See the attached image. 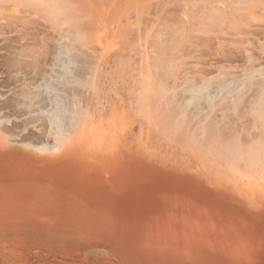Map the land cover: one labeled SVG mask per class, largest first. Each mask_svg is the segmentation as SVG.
Segmentation results:
<instances>
[{
    "label": "bare ground",
    "instance_id": "1",
    "mask_svg": "<svg viewBox=\"0 0 264 264\" xmlns=\"http://www.w3.org/2000/svg\"><path fill=\"white\" fill-rule=\"evenodd\" d=\"M173 8L176 10L174 11ZM179 9L180 11L184 9L187 13L186 19L182 16L183 20H181V23L184 20H188L187 23H185V21L182 23V28H179L181 26V16L179 17L180 12H177ZM237 11L241 14H237ZM247 13L254 18L256 17L257 19L264 20V0H0V29L4 26L6 28V25H10L6 22H11V24H18L17 30L19 29L20 31L21 29L24 32V35L20 39V36L12 40H7V37L6 41H11L10 43H13L14 48H11L14 49V51L12 54L10 53L12 49L10 52L6 49V53H3V55L10 54L9 57L12 58L7 57L9 61L5 62L7 65L14 67L10 68L17 74L18 78H16L17 76H15V78L19 79V83L17 82L18 86L16 85V87H20L21 92L14 88L13 90L19 92V94L22 93L21 96L24 97V102H29L28 106L32 104L37 106L40 113L49 118V126L51 125V128H49L51 130L49 132L52 136L49 133L48 135L51 137L47 136L48 138H46V140H53L51 141L53 144L50 143L52 144L53 150L59 152L65 150L70 156L76 157L78 160L81 159V161L84 159L85 161H89L91 158L87 157L91 156L92 159L96 160L97 165L101 164L102 160H108L109 156L113 158L120 156L126 157V161H131L144 170L148 169L147 172L152 173V171H154L155 175L157 169L163 172L166 169V164L172 160L174 164L173 166L171 165V167L176 172L177 178L183 181L186 179L189 183L193 182L195 187H198L194 189L198 194H200L202 190H206V192L213 193L216 198L232 201L244 206L248 205L249 208L252 207L254 210L264 213V95H262L264 94V90H261V87L264 89V64L261 67L259 64V68L255 66L256 69H253L252 66L248 68L249 70L244 69L245 74L243 80H246V85L244 83L245 81L241 80L243 81L241 83L240 79L237 77L238 75L236 76L234 75L236 73H233L238 66L242 63L244 65V61H246L244 59L240 64L237 59L238 56L240 57L239 59H242L240 56V49L242 48L244 52V50L248 48L247 42L250 44L252 41L248 40L250 39L249 35L251 36V34H255L258 31H264V29H262L264 23L262 25L258 22L254 24L252 17H249ZM236 15L237 17H235ZM233 16L238 18L239 22L238 19L234 20ZM36 18H38L39 21H41L40 19H44L46 22L50 21L48 23L55 24V28H57L60 33L59 37H55L56 39L53 37L54 39H51L52 36H45L43 33L41 36L37 30L34 33L37 32L38 34H33L32 29L34 30L36 26L32 27V24L34 25V21L35 24H38ZM111 23L116 24L119 29H122L121 36L126 38L123 40L124 44L131 43L134 45L135 42V46H137L136 40H138L137 43L140 42L138 45H142H139V48L141 51L143 50L144 53L142 54H144V56L141 59L137 58L142 62L135 61L139 62L140 64L138 63V65L140 66L142 64L143 67L139 66L137 68H132V64L127 63L128 61L121 60V72H113L111 69V71H109V69L107 71L105 70L107 66L106 56L108 53L115 52L116 37L118 35V33L113 31L111 34L110 29H113L109 27ZM112 26L115 27V25ZM23 27L24 30H27V28L30 29V27H32V29H30L31 31L29 30L30 33L28 31L25 35L26 31L23 30ZM11 28L15 29L16 26ZM101 29H103L104 32ZM178 29L181 30L179 31L180 34L178 33ZM2 31H4V28ZM22 31L19 33H23ZM98 31L101 33L103 32V35L97 34ZM65 32L72 34L70 37L72 36L75 41H77L76 44H74V40L70 42L68 38L66 39L67 36L65 37L64 35L67 33ZM63 33L65 34L63 35ZM247 33L250 34L248 35ZM244 34L248 35V37L246 36L248 39L245 38L246 44L245 41L242 40V35ZM121 36H119V38H121ZM130 39H134L135 41L133 42L132 40V43ZM125 40H129V42ZM3 41H5V39H3L2 42ZM253 41L255 40L253 39ZM10 43H7L9 44V48ZM67 43L71 45V47ZM77 43H80L83 49L85 45L87 49H90V46L93 45L91 48L96 47L97 50L100 48L101 53H98L97 50V53H93L92 51L95 49H91L92 53L89 51H87V53V49H84L86 53L83 54L84 52H81V45L78 46L77 49L80 53L74 51L76 48L73 49L74 52H72L71 48H74L72 45L74 44V46H77ZM242 43L246 46L242 47ZM51 44H54L57 48L53 49L54 47H51ZM96 44L98 46H94ZM5 45L6 43L4 47L8 46ZM65 45L70 47V53L65 50ZM125 46L127 47L128 45ZM171 47L179 51L180 55L176 53L177 56L174 57L176 54L173 55V53L170 52L173 50H171ZM250 47L249 49L251 50ZM148 48H152L155 53H148L150 50H147ZM1 50L3 49L1 48ZM250 50L249 52H251ZM175 51L173 50L174 53ZM82 55L84 59L87 57L93 61L92 65L88 59V64H91V69H89V65L87 64V58L86 64H84L85 60L82 61ZM172 58L175 59L173 62H178L177 60H180L184 63L186 62V65H188V62L191 60L195 62L194 59L196 58L199 63L204 65L202 69L196 72V68H192L193 66H185L187 69L184 72H186L187 77H184L183 75L185 74L181 75L179 71L182 65L178 67L179 63H184L178 62V64H175L171 62ZM210 59H213V61H211L215 64L212 63ZM81 61V64L84 65L86 69H81ZM236 61L240 64H237V67L235 66L236 63H234ZM222 62L227 64L223 65ZM262 62L263 61H261V63ZM199 63L196 66H198ZM245 64H247V62H245ZM243 65L240 67H244ZM156 68H158V72L162 75L164 73L166 78H178L179 74L183 79L187 78L186 87L189 94H186L189 96L185 99V103L183 99L186 97L184 94L186 89L184 90V87H182V93L185 91L182 96V102H184L188 108L191 106L193 107L198 99L201 103H204V101L208 102L205 103L209 104V107L213 109L209 111V113H212L210 115L207 113L208 115L206 114L204 118L200 116L202 120H200V124L197 122L199 126L196 125L192 127L193 119L199 116H196L197 114L194 116L195 108L193 112L186 108L187 113H185V104L182 105L184 109H182V107L180 108L181 105L179 107L175 106V102L177 103L178 100L176 95L168 96V94H170L168 92L166 96L167 86L155 80L158 79L161 74L155 76L158 78H154L153 76V70ZM80 69L83 73L86 72L85 75L91 72L90 79L86 78L88 75L85 76L81 74L82 72H80ZM212 69H216L218 72L212 73ZM86 70L90 71L87 73ZM104 70L105 72H102ZM170 70L171 72L175 71V73L171 74ZM227 71L229 74L233 73L237 79L231 80L230 77L229 80H226L224 76ZM129 72L134 73L131 74ZM229 74L227 73L226 77ZM242 75L243 74H241L240 77H242ZM80 77L83 82L81 84ZM108 77H117L120 86L128 88L130 96L132 93L138 96V100L135 101V106L137 104L135 108H137L138 111L136 112L137 114H133L132 112V115H136V119L140 121L136 122V119H129L130 121L126 122L124 120L127 116L125 106L123 105L122 108L119 106L117 107V102H115L117 99L111 97V84H108L103 79ZM9 78H12V75ZM254 78L256 80L260 79L261 83L263 82L262 85L260 82L258 83L256 81L262 92V96L260 95L261 98L256 97L258 101L253 99L257 102L252 103L251 101L252 106H250L252 108H249V112L251 111L250 116H253V119H251L250 122L248 121V123L250 125L249 127L252 126V132L245 130L241 131L247 134L241 135L243 138L245 136V139H243L239 137V133L241 134V132H232V130L231 132H227L229 129L226 130L225 128V123L227 126L228 122L225 121L227 117H224L223 114L225 113L223 109L225 107V112H227V107H230L232 104L230 100V105H226L227 99L224 98L226 103L223 102L224 107H221L222 96L225 95L222 93H224V91L226 92L225 89H230L232 87L231 85L236 83L235 81L239 80L238 82H240L238 84L239 87L237 84L234 85L239 88H235V90H240V88L242 89L251 85L249 81L251 79L254 80ZM169 79L171 80V78ZM163 80L161 78V81ZM178 81L179 80L175 81V86L178 84ZM232 82H234V84ZM259 84L261 86H259ZM253 85L254 83H252V86ZM106 87H108V91L100 95L101 90L104 92ZM177 90L178 88L174 89V91L169 88L172 94H176L179 91ZM250 90H247V93ZM15 91H13V94L16 93ZM212 91H215V93L213 92L214 94H212ZM42 92L48 95L53 94V98L49 97L48 99V102H51L49 109H47V106V110L45 109V111L43 107L44 103L42 104L43 101L40 102L42 98L39 99L43 96L38 94ZM261 92L259 91V93ZM259 93H257L258 96ZM19 94L17 95L16 93L15 96H20ZM241 95L242 93L240 96ZM180 96H178V98ZM200 98L204 99V101L202 102ZM12 100L19 102L18 107L22 108L23 105V108H25L24 103L19 106L21 99L20 101L15 99ZM238 100L239 99L236 101L241 103V100ZM38 101L42 105H40ZM213 101H218L219 104ZM48 102L47 104L49 105ZM27 103H25V106ZM210 103L211 105H215L214 103H216L215 108L210 106ZM237 104L240 105L239 103ZM5 105H7V103ZM219 106L221 109H219L217 113H221L220 111L222 110V117L221 115L218 117L219 115L216 113V108ZM206 107L208 108L207 105ZM70 108L73 112H71L72 110ZM199 109H201L200 106ZM231 109H234V107H231ZM180 111L185 114H181ZM236 111H234V113H236ZM68 115L71 116L70 124L68 123L69 119H67L68 122L66 123V117ZM115 115L119 116L120 120H117ZM180 117H184L185 119L181 118L184 120H180ZM220 118L222 120H220ZM45 119L48 120L44 118L43 121ZM203 119L210 121H207L208 125L205 126V120ZM119 121L122 122L117 124ZM7 122L9 123V121ZM243 123L246 124L247 122ZM137 125L139 127L138 133L134 132V126ZM246 125L248 126V124ZM239 129L240 128H238V130ZM245 129L249 130L248 127ZM2 131L5 130L3 129ZM255 131H257V133ZM151 132L163 134L162 136L164 137L152 138L149 136ZM44 133L45 132H43V134ZM45 134L42 136H45ZM11 135L13 134H10V136ZM247 136L248 139H246ZM5 139H7V137ZM19 141L21 142L22 140ZM158 141H165L166 144L168 143L174 148L172 147V149L170 147L172 149L171 152H166L163 150V144ZM24 143L26 145V141L23 142V144ZM29 144L31 146V142ZM37 145H39V143H37ZM47 145L41 148L43 150L52 148L51 145L50 147ZM40 146L37 147L34 145L33 147L40 148ZM166 171L170 173V176H173V170L166 169ZM179 188L180 187L177 189Z\"/></svg>",
    "mask_w": 264,
    "mask_h": 264
},
{
    "label": "rangeland",
    "instance_id": "2",
    "mask_svg": "<svg viewBox=\"0 0 264 264\" xmlns=\"http://www.w3.org/2000/svg\"><path fill=\"white\" fill-rule=\"evenodd\" d=\"M183 10L180 11L179 9V11H177L178 13L180 12V15L178 14L179 17L181 16L180 23L181 20H183L182 16L184 19L187 18V13L185 10ZM237 14L241 13L237 11ZM247 15L249 17L251 16L249 13H247ZM235 17H237V15ZM235 17L233 16L234 20L238 19ZM36 19L38 20L39 25L35 24L34 21V25L32 24V27L36 26L35 29L33 30L32 27H30V29L33 31V34L37 35L39 33L42 36L43 33L45 36H52L51 39L59 37L60 33L59 30L55 28V24L52 23V25L51 23H48L50 21L46 22L44 19H40L41 21H39L38 18ZM252 19L254 24L258 22L260 25H262L264 23L261 22L264 21L263 19H257L256 17H252ZM184 21L185 23L188 22V20ZM184 21H182V23H184ZM6 23H9L11 27L16 26V28L12 29L10 25H6ZM6 23L5 25L7 29L5 26L3 27L4 31H2L3 28L0 29V120L2 119L0 122V264H264V213H260L254 210L252 207H250V209L248 205L244 206L239 203L216 198L213 193L206 192V190H202L200 194H198V192L194 190L198 187H195L193 182L189 183V181L186 179L183 181L177 178L176 172L171 167V165L173 166L174 164L172 160L166 164V169L173 170V176H170V173L167 172L166 169L163 172H160L161 170L159 171L157 169V173L155 175L154 171H152V173L147 172L148 169L144 170L143 168L139 167V165L128 160L126 161V157L120 156L121 158H113L109 156L108 160H100L102 163L97 165L96 160L92 159L91 156L87 157L91 158V160L85 161L84 159L81 161V159L78 160L76 157L70 156L65 150L61 152L53 150V143L51 142L53 140H46V138L52 136V134L49 132L51 130L49 129L51 128V125L49 126V118L46 115L40 113L37 106L33 104L30 105L31 103L29 104L30 106H28L29 102H24V97L21 96L22 93L19 94V92H21L20 87H16V85L18 86L19 83V79H16L18 76L15 74L14 70H11V68L14 67L6 64V62L9 61L8 59L12 58L9 57L10 54L8 51L10 52L12 49L11 47H13V43H10L11 41H6L7 37V40H12L19 36L20 39L24 35V32L21 29L20 31L23 32L21 33L22 35L19 33V29L17 30L18 24H11V22ZM182 23L180 24L181 26L179 25V28H182ZM112 25H115V27ZM109 27L113 28L110 29L111 34L116 32L118 35L116 37L115 52L108 54H129L130 59L126 60L128 61L127 63L132 64V68L139 67L140 65H138V63L141 60L137 58L141 59L144 56V54H142L144 53L143 50L141 51L139 48V45L141 44L138 45L140 42L137 43L138 40H136L137 46H135V40L132 39L134 45L131 43L124 44L123 40L126 38L121 36L122 29H119L114 23L109 24ZM30 29L27 28V30H24L23 27V30L26 31L25 35ZM262 29H264V27ZM36 30L38 32H36L37 34L34 33ZM101 30L104 32L103 29ZM100 31H98L97 34L103 35V32L101 33ZM179 31L181 30L178 29V33ZM68 32H65L67 34L63 33V35L65 34V37L67 36L66 39L68 38V41L70 42L71 40L72 42L73 40L75 41L72 36L70 37L72 34ZM263 33L264 31H258L255 34H251V36L249 35L250 33H247L250 39L246 38V36L248 37L247 34H244L245 36L242 35L244 38H242V40L245 41V44L246 39L252 41L250 44L247 42L248 48H245L246 50H244V52L242 48L240 49V56L242 59H239L240 57L238 56L237 61L241 64L243 62L242 60L245 59L246 61H244V65L243 63L241 65L238 64L237 61L234 62L236 63L235 66L238 64L240 66L243 65L245 68L237 65L238 68H236L233 73H236L234 74L236 76L238 75L237 77L240 79L241 83L245 81V85L246 80H243V76L245 74L244 69L249 70L248 68L251 66L253 69L255 66L259 68V66L261 67L264 64ZM119 36H121V38H119ZM3 39H5L6 42H2ZM253 39L255 41H253ZM132 40L130 39V42H132ZM125 41L129 42V40ZM76 42L77 41H75L74 44H76ZM3 43H6L8 46L5 45L6 47H4ZM7 43H10V48L9 44ZM74 44L72 45L74 48H71L72 52L77 51L80 53L77 49L81 44L77 43V46H74ZM245 44L243 45L242 43V47H245ZM53 45L54 44H51V47H54L53 49L57 48V46ZM125 45L128 46L126 47ZM69 46L71 47V45ZM92 46L93 45L90 46V49H87L85 48V45L84 49H87L86 52L89 51L90 53H101L100 48L98 49L100 51H98L96 47L91 48ZM94 46L98 45L96 44ZM67 47L68 46L65 45V50L69 52L70 47ZM172 47L171 50L173 49ZM1 48L3 50H1ZM6 49H8V55H3V53H6ZM73 49L75 50L73 51ZM84 49L83 47L81 49V52H84L83 54L86 53ZM91 49L95 50L91 52ZM129 49L132 50L130 51ZM248 49L251 52H249ZM147 50H149L148 53H155L152 48H148ZM173 50L175 51L176 49ZM173 50L170 51L173 53V55L176 53L180 55L179 51L176 50L174 53ZM13 51L14 49H12L10 53L13 54ZM177 54L174 57H176ZM82 58V61L85 60L84 64H86L87 57L84 59V56L82 55ZM256 58L259 59L257 60ZM88 59L89 58H87V64L90 61L93 65V61L90 59L88 61ZM135 60L139 62H136ZM173 60L175 61V59L172 58L171 62H173ZM211 60L213 61V59H210V61ZM82 61L80 62L81 69H86V67L81 64ZM177 61L184 63L180 60ZM194 61L196 63L191 60L189 61L190 63L188 62V65H186V62L184 63L185 65L179 63L178 67L180 65L184 67L182 68L180 66L181 68L179 71L181 75H186V72L184 71L187 68H185V66H193L192 68H196L195 72L203 68L204 64L199 63L196 58ZM261 61L263 62L261 63ZM178 62L173 63L178 64ZM245 62H247V64H245ZM120 63L122 64L121 60H108L105 70L107 71L109 69V71L112 70L113 72H121L122 67L120 66ZM198 63L199 65L196 66ZM91 64H88L89 69H91ZM222 64L226 65L227 63L225 64L222 62ZM81 69V74L85 75L86 72L83 73ZM105 70L102 72H105ZM215 70L212 69V73L218 72ZM86 71L88 73L90 70ZM153 71L154 78H158L155 77L161 74L158 72V68L154 69ZM90 73L91 72L86 74L89 76L86 78L90 79ZM129 73L133 74L134 72ZM172 73H175V71H172L171 74ZM227 73L229 74L228 71ZM227 73L224 76L226 80H229L230 77L231 80L237 79L233 73H231L232 76L229 74L226 77ZM241 74H243L242 77H240ZM11 75L12 78H9ZM181 75L179 74L180 77L178 76V78L167 77L169 80L168 81L163 73V75L161 74L160 76L162 80L164 78L166 79L161 81L160 76L158 79H155L158 82H162L161 84L164 83L163 85L167 86L166 96L168 92L170 93L168 96L176 95L178 100L177 103L175 102V106L179 107L181 105L180 108L186 103L185 99H187L189 96H187V94H189V91L186 87L187 78L183 79ZM185 75L183 76L187 77V75ZM15 76L17 77L15 78ZM233 76L234 78L232 79ZM13 77L16 80H14ZM169 78H171V80ZM12 79L15 83L12 81ZM103 79L108 84H111L110 91H112V94L114 90L119 88L120 82L118 81L117 77H108ZM80 80V84L83 83L81 77ZM177 80L179 81L176 86L178 85L179 87L174 85L175 81ZM251 80H247L251 82L249 83L251 85L248 84L249 86L246 87L241 85L246 89L248 88L247 90L252 88L250 91H248V93L245 88H240V90H238V84L240 83L238 82L239 80L235 81V84L232 82L234 85L237 84L238 87L231 85L234 87L232 88L229 86L231 88H228V90L225 89L226 92L224 91V93H222L225 95L222 96V100L220 99L222 101L221 107H224L223 102L226 101L224 98L227 99L226 102L228 104L225 102L226 105H230V100H234L232 102L236 104L235 105L230 101L232 105L227 107V112H225V107L224 109L222 108L225 114H223L222 110L220 111L221 113H217L218 110L221 109L220 106V108H216V113L219 115L218 117H220V115L221 117L223 115L225 118L227 117V120H225L229 123V125L227 123V126L225 123L226 130L229 129L227 132H231V130L232 132L236 131L237 133L243 130L252 132V126L249 127L250 125L248 121L250 122L251 119H253V116H250L251 111L249 112V108H252V103L257 102V99L264 95L261 92V90L263 91L264 89L261 87L260 90L257 85L261 81L260 79L256 80L254 78V80ZM252 83H254L253 86ZM259 86L261 85L259 84ZM182 87H184V90L186 89V92L183 91V93L185 92L184 94L186 95L184 99L182 98ZM13 88L17 91L19 90V92H16L13 90ZM169 88L173 91L174 89L178 88L179 91L177 90L178 92L176 94H172V91H169ZM235 88L238 89L235 90ZM105 89L108 90V87ZM13 91H15L17 95L19 94L20 96H15L16 93L14 92L15 94H13ZM233 91L236 92L234 93ZM259 91L261 93H259ZM213 92L215 93V91H212V94H214ZM241 93L243 96H240ZM257 93H259V96ZM38 94L43 96H39V99L42 98L40 102L43 101L42 104L44 103V111L47 106V109H49L51 102H48V99L49 97L53 98V94L48 95L44 92ZM125 96L126 101L123 103V105H125L127 116L124 118V120L127 122L137 118L136 115H132V112L135 114L138 110L135 108L137 107V104L135 106V94H132V99H128L130 94L128 89H126ZM178 96L180 97L178 98ZM18 97L21 99L19 106L24 103L25 108H23V105L22 108L18 107L19 102L12 100L15 99L20 101ZM236 98L239 99L238 101L241 100V103L237 102ZM182 99L185 103L182 102ZM253 99H256L257 101ZM200 100H202V102L204 101L202 98H200ZM205 102L206 101L201 103V101L199 102L198 99V101H196L194 104L195 107L191 106V109L185 104V109L188 108L193 112V109L195 108L194 116L196 114V116L199 115L193 119L192 127L196 125L199 126L200 120H202V118H204V116L209 113V111L213 110L211 107H209V104H206L208 102ZM6 103L7 105H5ZM25 103H27L26 106ZM216 103L219 104L218 101ZM216 103L214 104L216 105ZM42 104L40 103V105ZM215 105H211L210 103V106H213V108H215ZM199 106L201 109H199ZM231 107H234V109H231ZM182 109H184V106ZM196 110H199L198 113ZM234 111H236V113H234ZM71 112H73V110ZM182 113L183 115L187 113V109L185 113ZM211 113H209V115ZM43 117L47 118L48 120L45 119L46 122L45 120L43 121ZM115 118L120 120V117L116 115ZM181 118L184 117H180V120L185 119ZM67 119H69V122ZM66 120V123L68 122L70 124L71 116L68 115ZM203 120H205V126L208 125V122H210L206 119ZM220 120L222 119L220 118ZM7 121H9V123ZM137 121L140 120L136 119V122ZM121 122L122 121H119L117 124ZM243 122H247L246 124H248V126ZM245 126H247L249 130L245 129L247 128ZM138 128V125L134 126V132L138 133ZM238 128L240 129L238 130ZM1 129H4L5 131H2ZM43 132L46 133H44L45 136H42L44 135ZM255 132L257 133V131ZM49 133L51 136L48 135ZM10 134L13 135L10 136ZM242 134L244 135L245 133H239L240 138H243V136H241ZM162 135L152 132L149 134V136L152 138H163L164 136ZM6 137L7 139H5ZM243 139H245V136ZM246 139H248V136ZM19 140L22 141L20 142ZM25 141L26 145L25 143L23 144ZM30 142L31 146L29 144ZM36 142L39 143V145H37ZM158 142L163 144V150L166 152H171V150L174 148L168 143L166 144L165 141ZM48 143H52L50 144L52 148L43 150L41 147L47 145ZM49 144L47 145L48 147H50ZM34 145L37 147L40 146V148H34ZM170 147L173 148L171 149ZM178 187L180 188L177 189Z\"/></svg>",
    "mask_w": 264,
    "mask_h": 264
},
{
    "label": "crops",
    "instance_id": "3",
    "mask_svg": "<svg viewBox=\"0 0 264 264\" xmlns=\"http://www.w3.org/2000/svg\"><path fill=\"white\" fill-rule=\"evenodd\" d=\"M129 54H107L106 56V60H129ZM125 87H122L119 85V88H117L116 90H114L113 94L112 91H110L111 97H113V99H117V107L119 106L120 108L123 107V103L126 101V96H125V92H126ZM108 90L104 89V92L101 90L100 95H102V93H106ZM129 92V90H128ZM132 93V92H131ZM134 94V93H132ZM132 94L128 99H132ZM135 99L138 100V96H136L135 94ZM119 103V104H118ZM122 104V105H121ZM125 106V105H124ZM119 117V116H118Z\"/></svg>",
    "mask_w": 264,
    "mask_h": 264
}]
</instances>
